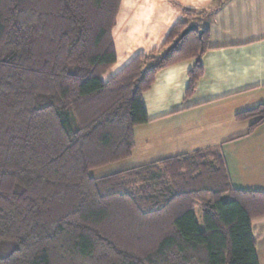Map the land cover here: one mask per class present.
Returning a JSON list of instances; mask_svg holds the SVG:
<instances>
[{
    "label": "trees",
    "instance_id": "1",
    "mask_svg": "<svg viewBox=\"0 0 264 264\" xmlns=\"http://www.w3.org/2000/svg\"><path fill=\"white\" fill-rule=\"evenodd\" d=\"M120 3L0 0V264H259L264 192L233 188L218 148L90 176L131 157L156 74L193 59L189 98L208 50L177 22L103 81ZM234 118L249 134L264 103Z\"/></svg>",
    "mask_w": 264,
    "mask_h": 264
},
{
    "label": "crops",
    "instance_id": "2",
    "mask_svg": "<svg viewBox=\"0 0 264 264\" xmlns=\"http://www.w3.org/2000/svg\"><path fill=\"white\" fill-rule=\"evenodd\" d=\"M177 22L208 29L203 74L189 98L185 90L193 59L156 74L142 95L149 121L134 129L132 155L147 164L218 148L233 188L264 192V122L246 134L254 119L234 118L264 103V0H121L112 32L116 63L118 47L127 64L158 48ZM251 228L264 264V217L254 219Z\"/></svg>",
    "mask_w": 264,
    "mask_h": 264
},
{
    "label": "rangeland",
    "instance_id": "3",
    "mask_svg": "<svg viewBox=\"0 0 264 264\" xmlns=\"http://www.w3.org/2000/svg\"><path fill=\"white\" fill-rule=\"evenodd\" d=\"M119 49L121 48L120 47L117 48L118 62L102 75L103 81H107L108 79L113 77L126 64L125 63L126 57L123 54L122 50H119ZM122 55H124V57ZM148 148L151 150L152 149L151 145H148L147 149ZM140 164H142V159L139 156V154H133L130 158L126 160L113 163V164H109V165H106V166H103V167H100L98 169L91 171L90 176L95 177V178L102 177V176L112 174V173H115V172H118L124 169L138 166ZM194 213H195L198 226L202 228V222H201V216H200L199 209L198 208L194 209Z\"/></svg>",
    "mask_w": 264,
    "mask_h": 264
},
{
    "label": "water",
    "instance_id": "4",
    "mask_svg": "<svg viewBox=\"0 0 264 264\" xmlns=\"http://www.w3.org/2000/svg\"><path fill=\"white\" fill-rule=\"evenodd\" d=\"M197 29V26L195 24L193 25H189L183 32H182V35L181 36H185L186 34H188L189 32L191 31H194ZM198 34H199V37L201 36L202 34V30H199L198 31Z\"/></svg>",
    "mask_w": 264,
    "mask_h": 264
}]
</instances>
